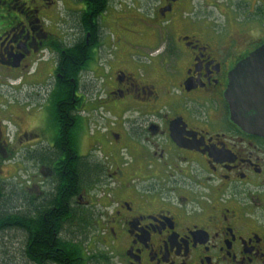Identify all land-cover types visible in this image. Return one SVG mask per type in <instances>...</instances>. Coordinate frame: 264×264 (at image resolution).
I'll use <instances>...</instances> for the list:
<instances>
[{"label": "flooded vegetation", "instance_id": "af4514ba", "mask_svg": "<svg viewBox=\"0 0 264 264\" xmlns=\"http://www.w3.org/2000/svg\"><path fill=\"white\" fill-rule=\"evenodd\" d=\"M131 6L0 0V264H264V136L225 98L264 0Z\"/></svg>", "mask_w": 264, "mask_h": 264}, {"label": "water", "instance_id": "95a60500", "mask_svg": "<svg viewBox=\"0 0 264 264\" xmlns=\"http://www.w3.org/2000/svg\"><path fill=\"white\" fill-rule=\"evenodd\" d=\"M225 92L234 123L264 136V46L237 64Z\"/></svg>", "mask_w": 264, "mask_h": 264}, {"label": "rangeland", "instance_id": "374dc122", "mask_svg": "<svg viewBox=\"0 0 264 264\" xmlns=\"http://www.w3.org/2000/svg\"><path fill=\"white\" fill-rule=\"evenodd\" d=\"M120 1L125 8L127 9L132 8L131 6L132 0H120ZM106 37L108 40H110L111 43L113 42L112 40L113 34L111 32H108L106 34ZM5 90L7 92L6 91L3 93L0 92V110L1 111H5L3 109L5 108L4 105H7L9 102L13 101L10 90L8 89H5ZM17 159H18L17 156L5 159L6 161L7 160L8 161L7 162L4 161V164L1 167L0 176L3 179L4 184H6L7 187L12 190L11 193L14 191L20 198H22L23 194L21 193V190L23 186L21 185V177H20L22 173L20 172V167L17 162Z\"/></svg>", "mask_w": 264, "mask_h": 264}, {"label": "trees", "instance_id": "16d2710c", "mask_svg": "<svg viewBox=\"0 0 264 264\" xmlns=\"http://www.w3.org/2000/svg\"><path fill=\"white\" fill-rule=\"evenodd\" d=\"M100 2L103 3L104 0H100ZM73 50L74 49L68 51L70 56L73 55ZM73 70L74 67H70V69L68 68V74ZM20 201L21 198L16 194V192L13 191L12 193H9L7 192V189L4 188V185L0 184V225L8 223V215H12L14 213L17 214L22 211L20 209L22 206L20 205ZM51 203H53V205L50 206L49 209H53L55 207V199Z\"/></svg>", "mask_w": 264, "mask_h": 264}]
</instances>
